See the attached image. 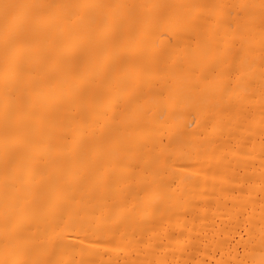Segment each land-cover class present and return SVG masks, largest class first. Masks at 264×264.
<instances>
[{
	"label": "bare ground",
	"instance_id": "bare-ground-1",
	"mask_svg": "<svg viewBox=\"0 0 264 264\" xmlns=\"http://www.w3.org/2000/svg\"><path fill=\"white\" fill-rule=\"evenodd\" d=\"M0 264H264V0H0Z\"/></svg>",
	"mask_w": 264,
	"mask_h": 264
}]
</instances>
